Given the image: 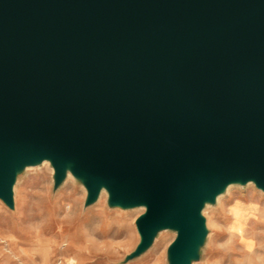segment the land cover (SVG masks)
Here are the masks:
<instances>
[{
    "label": "water",
    "instance_id": "obj_1",
    "mask_svg": "<svg viewBox=\"0 0 264 264\" xmlns=\"http://www.w3.org/2000/svg\"><path fill=\"white\" fill-rule=\"evenodd\" d=\"M47 160L110 207H144L143 253L176 232L191 264L201 210L230 184L264 191V0H0V200Z\"/></svg>",
    "mask_w": 264,
    "mask_h": 264
},
{
    "label": "rangeland",
    "instance_id": "obj_2",
    "mask_svg": "<svg viewBox=\"0 0 264 264\" xmlns=\"http://www.w3.org/2000/svg\"><path fill=\"white\" fill-rule=\"evenodd\" d=\"M85 198L69 172L53 187L49 161L25 167L13 208L0 200V264H168L174 230L158 231L143 253L125 260L139 242L135 220L144 207H110L103 189L93 203ZM201 214L207 233L191 264H264V191L230 184Z\"/></svg>",
    "mask_w": 264,
    "mask_h": 264
},
{
    "label": "crops",
    "instance_id": "obj_3",
    "mask_svg": "<svg viewBox=\"0 0 264 264\" xmlns=\"http://www.w3.org/2000/svg\"><path fill=\"white\" fill-rule=\"evenodd\" d=\"M238 221H240V219ZM240 222H242V221H240Z\"/></svg>",
    "mask_w": 264,
    "mask_h": 264
}]
</instances>
